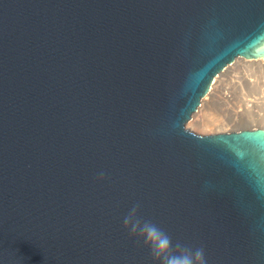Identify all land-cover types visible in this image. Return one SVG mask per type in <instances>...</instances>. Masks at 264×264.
<instances>
[{
	"label": "water",
	"instance_id": "1",
	"mask_svg": "<svg viewBox=\"0 0 264 264\" xmlns=\"http://www.w3.org/2000/svg\"><path fill=\"white\" fill-rule=\"evenodd\" d=\"M259 56L264 0H0V264H160L133 204L173 251L264 264V127L187 126Z\"/></svg>",
	"mask_w": 264,
	"mask_h": 264
},
{
	"label": "rangeland",
	"instance_id": "2",
	"mask_svg": "<svg viewBox=\"0 0 264 264\" xmlns=\"http://www.w3.org/2000/svg\"><path fill=\"white\" fill-rule=\"evenodd\" d=\"M242 58L249 59L245 57ZM235 60L236 59L233 61ZM238 62L240 67H238V72L235 71L236 77L234 78L236 81L233 82L230 79L231 77L229 78L228 76L223 85L222 92L227 96H223V99L216 97L214 101H209L204 105L202 104L203 108L200 111L201 114H199V112L195 115L192 114L191 118L187 121V126L191 129L196 132L205 133L230 130L242 126L264 127V70L256 62ZM244 77L246 79H252L255 82L249 83L244 80ZM238 91L246 93L244 94L247 98L246 100H251L255 96H260V100L253 105L252 108L243 111L244 113H242L243 115L240 117L232 112V109H240L243 107V105H241L242 103L236 100ZM220 95H222V93ZM248 103L250 102L248 101ZM195 117L200 119L199 123L195 122V119H197Z\"/></svg>",
	"mask_w": 264,
	"mask_h": 264
},
{
	"label": "clouds",
	"instance_id": "3",
	"mask_svg": "<svg viewBox=\"0 0 264 264\" xmlns=\"http://www.w3.org/2000/svg\"><path fill=\"white\" fill-rule=\"evenodd\" d=\"M103 176L104 173L100 172ZM139 204H133L124 216V223L130 226L132 232L144 235L146 241H150V251L160 264H206L202 249H191L182 242L177 241L175 250L171 238L155 223L141 218L138 215Z\"/></svg>",
	"mask_w": 264,
	"mask_h": 264
},
{
	"label": "bare ground",
	"instance_id": "4",
	"mask_svg": "<svg viewBox=\"0 0 264 264\" xmlns=\"http://www.w3.org/2000/svg\"><path fill=\"white\" fill-rule=\"evenodd\" d=\"M235 59H236L235 61H233L232 63L227 64L226 67H224L220 72H218V74H216L213 77V80H212V82H211V84L209 86L208 91L203 95V97L201 99V103H200L201 105H199L197 107V109L193 112L194 115L197 114L198 112H199V114H201L200 111L203 108L202 104L204 105V104H206L209 101H214V99H216V97L217 98H220V99H223V96H227L225 93L222 92L223 85H224V82L226 81V78L228 76H229V78L231 77L230 79L233 82L236 81L234 77H236V72L239 71L238 70V67H240L238 61H243V62H256L264 70V58H263V56L249 58V59H244L242 57H237ZM244 80H246L249 83L255 82L254 80H252V79H246L245 77H244ZM236 84H238V83H236ZM221 93H222V95H220ZM244 94H246V93H244L242 91H238L237 97H236L237 102L240 101L242 103L241 105H243V107L240 108V109L239 108L238 109H232L233 110L232 111L233 114H236V116H238V117H240L241 115H243L242 114V113H244L243 111L248 110L249 108H252L253 105H255L260 100V96L259 97L258 96H255L251 100H246L247 98L244 96ZM248 101L250 103H248ZM194 115H193V117H194ZM195 118H197V117H195ZM195 120H196L195 122L199 123V120L200 119L197 118Z\"/></svg>",
	"mask_w": 264,
	"mask_h": 264
}]
</instances>
